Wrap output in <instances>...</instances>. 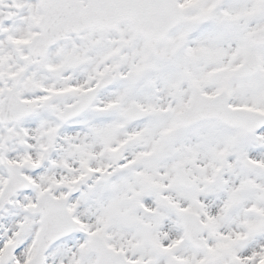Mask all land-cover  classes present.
Listing matches in <instances>:
<instances>
[{"label":"snow or ice","instance_id":"snow-or-ice-1","mask_svg":"<svg viewBox=\"0 0 264 264\" xmlns=\"http://www.w3.org/2000/svg\"><path fill=\"white\" fill-rule=\"evenodd\" d=\"M0 264H264V0H0Z\"/></svg>","mask_w":264,"mask_h":264}]
</instances>
